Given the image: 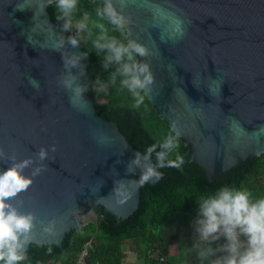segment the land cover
Returning <instances> with one entry per match:
<instances>
[{
	"label": "water",
	"instance_id": "obj_1",
	"mask_svg": "<svg viewBox=\"0 0 264 264\" xmlns=\"http://www.w3.org/2000/svg\"><path fill=\"white\" fill-rule=\"evenodd\" d=\"M58 3L0 0V174L29 161L31 180L5 200L33 217L18 254L58 258L91 224L227 190L264 160V0H111L123 30L105 0ZM113 41L146 54L117 60Z\"/></svg>",
	"mask_w": 264,
	"mask_h": 264
},
{
	"label": "clouds",
	"instance_id": "obj_2",
	"mask_svg": "<svg viewBox=\"0 0 264 264\" xmlns=\"http://www.w3.org/2000/svg\"><path fill=\"white\" fill-rule=\"evenodd\" d=\"M75 4L76 0H59L58 7L67 9L75 7ZM97 14L106 16L108 21L119 30H123L127 23L123 14L113 7L111 0H105V7ZM65 29H67V25H65ZM71 43L75 46L77 41L72 39ZM109 47L115 52L117 60L124 54H127L129 60H132L133 52L141 57L146 54L145 48L135 41H129L127 45L121 44L119 46H115V41H113ZM130 71L129 66L125 65L124 72L128 73ZM141 71L148 72V66L144 65ZM151 83L152 77L150 74L146 75L143 81L135 76L131 78L130 82L124 81V84L128 85L130 90L143 88ZM170 145L171 139L164 147ZM148 151L151 153L153 148H149ZM45 155V151L41 149L39 157L44 159ZM158 158L162 157L158 156ZM28 163L29 161H24L0 174V261H4V264H16L17 261L24 258L17 251L20 247L17 242L18 236L27 234L33 227L31 214L18 215L14 209L5 212V209L10 207L5 204V200L26 190L31 183L30 179L20 175V170L26 167ZM182 163L183 160L181 159L180 163L169 162V166L179 167ZM152 175H154L153 170L148 168L147 172L142 175L141 182L147 181ZM202 213L204 217L201 221L202 236L207 238L222 229L223 234L230 242L227 251L231 255L225 260L224 264H264V199L249 204L248 196L245 193L232 194L227 190H223L218 197L205 202ZM237 229L247 236L248 247L242 254L238 253ZM45 230L50 229L46 227Z\"/></svg>",
	"mask_w": 264,
	"mask_h": 264
},
{
	"label": "trees",
	"instance_id": "obj_3",
	"mask_svg": "<svg viewBox=\"0 0 264 264\" xmlns=\"http://www.w3.org/2000/svg\"><path fill=\"white\" fill-rule=\"evenodd\" d=\"M221 191L167 194L120 227L91 224L58 258L25 250L24 258L16 264H73L76 252L86 241L89 247L85 264H121L120 246L125 241L141 248L142 264H224L231 255L227 251L229 243L220 242L219 237L211 245L194 248L190 258L182 261L166 255L155 233V229L176 221L174 214L194 212ZM227 191L245 193L249 204L264 199V160L248 169ZM219 232L210 236L215 238Z\"/></svg>",
	"mask_w": 264,
	"mask_h": 264
},
{
	"label": "rangeland",
	"instance_id": "obj_4",
	"mask_svg": "<svg viewBox=\"0 0 264 264\" xmlns=\"http://www.w3.org/2000/svg\"><path fill=\"white\" fill-rule=\"evenodd\" d=\"M203 206H201L198 210H195L194 212L174 214V217L177 218L176 221H179L183 227L185 226L189 229L182 228V226L179 225V222L176 223V221L166 223L161 227L155 229V233H157L160 238L159 241L161 247L167 251V256L171 254L170 256L172 259H179V257L173 255L178 254L177 256H182L184 254L185 257L183 259L190 258L193 248H196L199 245L203 244L207 246L211 245L213 241L217 239V237L220 238V242H229V240L223 234L222 229L215 238L211 237L210 235L207 238H204L202 236V225L201 223L196 224V215L202 214L203 216ZM203 219L204 218H202L201 221H203ZM236 231L238 253L242 254L243 250L246 251L248 247L247 236L242 234L239 229H237ZM120 253L122 255L121 260L123 261L126 259V264H142V251L141 248H139L137 245H133L130 242L125 241L120 246Z\"/></svg>",
	"mask_w": 264,
	"mask_h": 264
},
{
	"label": "built area",
	"instance_id": "obj_5",
	"mask_svg": "<svg viewBox=\"0 0 264 264\" xmlns=\"http://www.w3.org/2000/svg\"><path fill=\"white\" fill-rule=\"evenodd\" d=\"M89 247V242H84L79 250L76 252V255L74 257L73 264H85V258L87 256V250ZM160 260H163L162 256L159 257Z\"/></svg>",
	"mask_w": 264,
	"mask_h": 264
},
{
	"label": "crops",
	"instance_id": "obj_6",
	"mask_svg": "<svg viewBox=\"0 0 264 264\" xmlns=\"http://www.w3.org/2000/svg\"><path fill=\"white\" fill-rule=\"evenodd\" d=\"M196 217H197V219H196V224H197V223H201L202 218H204V217L202 216V214H197ZM196 217H195V218H196ZM177 222H179V221H176V223H177ZM179 225L182 226V225L180 224V222H179ZM201 225H202V223H201ZM194 227H195V226H194ZM182 228L189 229V228H187V227H185V226H184V227L182 226ZM192 229H193V228H192ZM186 234H188V233H186ZM181 243H182V242H181ZM225 243H229V242H225ZM193 249H194V248H193ZM244 251H245V250H243V252H244ZM180 253H181V252H180ZM182 253H184V252H182ZM170 255H171V254H169L168 256L171 257ZM177 255H178V254H177ZM177 255H173V256L179 257L180 260H182V261H185L186 259H189V258H185V259H183V258L185 257L184 254H183L182 256H177ZM125 260H126V259H125ZM125 260H123V261L121 260V264H126V263H125Z\"/></svg>",
	"mask_w": 264,
	"mask_h": 264
}]
</instances>
